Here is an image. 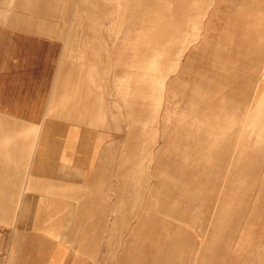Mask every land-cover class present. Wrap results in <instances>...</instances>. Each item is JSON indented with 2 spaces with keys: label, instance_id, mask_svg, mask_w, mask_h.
I'll return each instance as SVG.
<instances>
[{
  "label": "rangeland",
  "instance_id": "rangeland-1",
  "mask_svg": "<svg viewBox=\"0 0 264 264\" xmlns=\"http://www.w3.org/2000/svg\"><path fill=\"white\" fill-rule=\"evenodd\" d=\"M0 264H264V0H0Z\"/></svg>",
  "mask_w": 264,
  "mask_h": 264
}]
</instances>
